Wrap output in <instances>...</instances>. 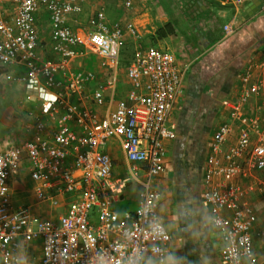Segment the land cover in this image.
<instances>
[{"label": "built area", "instance_id": "built-area-1", "mask_svg": "<svg viewBox=\"0 0 264 264\" xmlns=\"http://www.w3.org/2000/svg\"><path fill=\"white\" fill-rule=\"evenodd\" d=\"M82 1L0 0V7L5 2L17 6V13L10 19H6L0 9V65L25 69L8 84L10 87L21 84L25 101L41 103L43 114L52 122L48 130L44 122L38 121L32 129L34 139L0 152V171L3 172L0 176V193L3 194L0 195L1 264H7L9 259L4 255V247L11 249L8 237L14 227H19L17 235L26 237L29 245L40 241L41 256H34L33 264H60L61 257H69L70 264H86L89 252L83 240L97 246L111 242L112 237L106 234L109 218L118 210L115 203L130 181L151 178L155 182L165 171V142L175 137L166 122L174 103L183 94L184 72L170 52L138 46L127 67L131 89L126 102H118L103 117L71 102V96L81 95L85 87L97 79L92 70L69 74L71 62L95 52L101 58L103 69L116 70L125 46V34L138 37L133 24H110L104 10H97L88 23L86 39L81 41L67 20L82 12ZM216 1L223 5L233 3V0ZM243 1L234 0L238 5ZM40 8L48 13L55 41L53 51L60 56L59 61H41L37 56L39 32L35 16ZM80 44L84 48L78 51L75 47ZM58 73H63L66 81L59 80ZM116 83V76L97 83L92 93L97 106L105 103L106 92L115 91ZM263 94L264 63L250 65L241 77L238 99L226 103L232 122L239 125L236 142L224 149L234 130L233 123L222 124L214 133L202 192V195L218 196L217 203L224 218L253 248L252 232L258 215L244 200L248 188H242L239 182L251 177L254 171H264L261 116L264 100L255 114L246 113L253 98ZM112 139L119 141L130 163L128 177L115 175L113 160L104 151L108 140ZM24 161L36 183L37 202L56 207L60 195H77L57 220L35 216L28 206L13 207L9 181ZM14 216L16 219L12 218ZM132 216L138 218L134 210ZM21 219H26L22 226ZM102 235L105 238L98 240ZM262 235L264 237V228ZM221 261L223 264V257Z\"/></svg>", "mask_w": 264, "mask_h": 264}, {"label": "crops", "instance_id": "crops-1", "mask_svg": "<svg viewBox=\"0 0 264 264\" xmlns=\"http://www.w3.org/2000/svg\"><path fill=\"white\" fill-rule=\"evenodd\" d=\"M127 2L131 5L127 6ZM7 4L10 5L9 9H7ZM81 5L82 12L79 15L70 16L67 20L68 25L81 41L84 42L87 37L88 23L94 13L97 10H104L110 24L118 23L125 26L131 23L135 27L137 38L128 33L125 34L123 50L125 49L127 57L132 58L138 46L168 51L175 57L177 66L184 72L183 94L174 103L166 122L167 128L174 132L175 137L165 142V171L156 178L155 182L172 188L179 178L184 177L187 180L191 175L202 193L206 161L211 151L213 135L222 124L233 123L226 103L238 99L241 77L249 66L254 67L264 63V0H245L239 5L234 0L233 3L226 5L216 0H83ZM0 9L6 19H10V16L17 13V6L9 2L3 3ZM48 18L45 8H40L35 16L36 28L39 32L37 56L41 61H59L60 56L53 51L55 41ZM177 22L181 23V32L175 26ZM168 24L175 27L176 33L159 38L156 31ZM248 25L251 27L248 28ZM226 27L228 29H225ZM159 43H163V47H155L154 44ZM83 48L82 44L75 47L78 51ZM209 54L216 57L215 62L203 61V58ZM90 56L97 58V64L82 68L80 63L79 68H75L77 62L88 60ZM100 60L101 58L95 52H88L84 58L72 60L69 74L77 70H92L96 72L97 79L89 83L81 95L71 96L70 100L81 107L96 111L103 117L113 110L118 102L127 101L131 85L127 78V68L125 78H121L120 58L116 70L103 69ZM17 67L20 66H5L7 72L0 73L1 76L6 73L11 74L5 81L4 87L16 94V97L9 100L3 96L0 97V152L12 145H20L34 139L35 131L32 129L38 121L44 122L48 130L52 128L50 118L42 112L41 103L26 102L25 89L21 84L9 86V80L21 74L17 72ZM22 71L24 73L25 69L22 68ZM113 76L117 77L115 91L106 92L105 103L97 106L92 98L97 83ZM57 78L66 81L63 73H58ZM1 88L3 85L0 86ZM263 100L264 94L259 98H253L246 108V113L255 114L257 106ZM17 106L20 108L19 112ZM261 116L264 126L263 110ZM12 120L18 125L7 124ZM6 124L8 126L5 127ZM232 125H234V130L224 145L225 150L235 144L237 139L239 125L237 123ZM104 151L113 160L115 175L128 177L130 163L119 141L108 140ZM23 165L26 166L28 172L27 183L29 182V185L26 186L25 178L18 179L17 184L21 187L17 192L12 186L13 180L18 177ZM22 166L9 181L13 207L28 206L35 216L51 221L57 220L59 215L67 211L77 195L73 193L60 195V203L56 207L49 203L37 202L36 183L30 177L28 163L24 161ZM142 167L145 169L146 166L142 165ZM239 184L244 189L248 188L244 200L255 209L258 215L252 235L254 249L259 254V263L264 264V237L262 235L264 171H254L251 177L241 180ZM249 188H251L250 192ZM131 189L130 182L124 193L118 197L115 208L134 210L135 198ZM28 193L31 195L27 196ZM70 194L72 196H69ZM37 244L38 242L29 245L32 258L41 256V244ZM190 247L189 244L182 248L181 254H186ZM1 262L0 254V264Z\"/></svg>", "mask_w": 264, "mask_h": 264}, {"label": "clouds", "instance_id": "clouds-1", "mask_svg": "<svg viewBox=\"0 0 264 264\" xmlns=\"http://www.w3.org/2000/svg\"><path fill=\"white\" fill-rule=\"evenodd\" d=\"M130 182L138 218L131 210H115L107 226L106 234L112 237L107 246L83 240L89 252L86 264H222L221 257L223 264H259L257 251L222 215L218 196L202 195L191 175L179 178L172 188L151 178ZM18 232L14 227L9 233L11 249L4 247L7 264H33L27 239ZM189 244L188 252L181 254ZM59 260L70 264L69 257Z\"/></svg>", "mask_w": 264, "mask_h": 264}, {"label": "rangeland", "instance_id": "rangeland-1", "mask_svg": "<svg viewBox=\"0 0 264 264\" xmlns=\"http://www.w3.org/2000/svg\"><path fill=\"white\" fill-rule=\"evenodd\" d=\"M7 6V9H9V6L10 5H6ZM175 26H176V28H177V30L179 31V32H181V23H176L175 24ZM45 31V30H44ZM155 45V47H163L162 45H164L163 43H159V44H154ZM131 58V56L130 57H127L126 55H125V49L121 52V55H120V62H123V61H127L128 59H130ZM97 58L96 57H94V56H90L89 57V59L88 60H85V61H81V62H77V64H76V67L75 68H79V65H80V63L82 64V68H86V67H88V66H93V65H95V64H97ZM128 62V61H127ZM76 63V62H75ZM79 64V65H78ZM18 68V71L17 72H23L22 71V68H20V67H17ZM126 68H127V66L125 67V68H122V67H120V75H121V78L122 79H124L125 78V76H126ZM17 70V69H16ZM11 74L9 73H6V74H3L2 76H1V74H0V86H2L3 85V88H1L0 89V97L2 98V96L3 97H5L6 99H11L12 97H16V94L14 93V91H12V90H7V89H5V87H4V84H5V81L7 80V78L10 76ZM1 107V106H0ZM18 107V106H17ZM16 107V108H17ZM19 110H20V108L18 107L17 108V111L19 112ZM16 112V111H15ZM10 114H13L14 115V113H10ZM16 114H17V112H16ZM12 117V116H11ZM13 118V117H12ZM14 120H15V117H14ZM14 120H12V121H9V123H7V124H9V125H12V126H16V125H18V123L16 122V121H14ZM1 122V121H0ZM5 125V127L6 126H8V125ZM1 131V130H0ZM4 133H5V131H4ZM19 177V178H18ZM18 177L15 179V180H13V185L12 186H14L13 188L15 189V190H17V192L19 191L18 189L21 187L19 184H17V180L18 179H20L21 180V178H25V180H26V186H28L29 185V182L27 183V180H29V176H28V172H27V169H26V166L25 165H23L22 166V169H21V171H20V174L18 175ZM29 195H31V194H29L28 193V195L27 196H29ZM69 196H72V194H70ZM28 200V199H27ZM25 201V200H24ZM24 203V202H23ZM38 244H40V241H38ZM37 244V245H38Z\"/></svg>", "mask_w": 264, "mask_h": 264}, {"label": "trees", "instance_id": "trees-1", "mask_svg": "<svg viewBox=\"0 0 264 264\" xmlns=\"http://www.w3.org/2000/svg\"><path fill=\"white\" fill-rule=\"evenodd\" d=\"M264 15V14H263ZM262 15V16H263ZM261 21V20H260ZM248 28H250L251 26L250 25H248L247 26ZM176 33V30H175V27L172 25V24H168V25H166V26H164V27H161V28H159L158 29V31H156V35L159 37V38H165V37H167V36H171V35H173V34H175ZM246 43H247V41L244 43L245 45H246ZM211 56V57H210ZM214 57L215 56H213V55H207L205 58H203V61H205V62H209V63H213V62H215L216 61V57H215V59H214ZM131 60V59H130ZM209 60V61H208ZM202 61V60H201ZM200 61V62H201ZM129 63H130V61H123L122 62V64H121V66L122 67H128V65H129ZM5 72H7V69L5 68V66H1L0 65V73H5Z\"/></svg>", "mask_w": 264, "mask_h": 264}, {"label": "snow or ice", "instance_id": "snow-or-ice-1", "mask_svg": "<svg viewBox=\"0 0 264 264\" xmlns=\"http://www.w3.org/2000/svg\"><path fill=\"white\" fill-rule=\"evenodd\" d=\"M50 100L55 99L54 97H49Z\"/></svg>", "mask_w": 264, "mask_h": 264}]
</instances>
